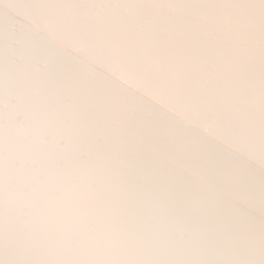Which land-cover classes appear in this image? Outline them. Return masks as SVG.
Masks as SVG:
<instances>
[{"label":"snow or ice","instance_id":"obj_1","mask_svg":"<svg viewBox=\"0 0 264 264\" xmlns=\"http://www.w3.org/2000/svg\"><path fill=\"white\" fill-rule=\"evenodd\" d=\"M0 264H264V0H0Z\"/></svg>","mask_w":264,"mask_h":264}]
</instances>
